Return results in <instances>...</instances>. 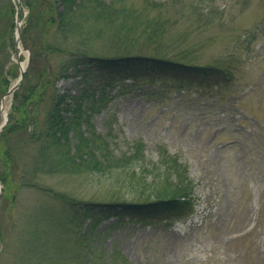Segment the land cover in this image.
Instances as JSON below:
<instances>
[{
  "label": "rangeland",
  "instance_id": "rangeland-1",
  "mask_svg": "<svg viewBox=\"0 0 264 264\" xmlns=\"http://www.w3.org/2000/svg\"><path fill=\"white\" fill-rule=\"evenodd\" d=\"M24 1L0 0V123L11 111L9 89L30 59V49L21 39L29 16ZM143 1L126 3L140 10ZM157 1L185 6L182 13L170 8L176 22L168 25L164 43L170 46L162 51L222 67L231 75L230 83L218 94L194 87L188 93H170L162 101L140 94L115 95L93 118L112 152L124 157L123 162L119 159L121 167L104 173L34 174V150L23 139L28 133L19 134L23 142L14 137L11 146L21 163L3 167L9 173L29 168L27 179L33 177L35 183H13L6 189L0 180V264H107L114 248L120 251L119 262L126 264H264V0H216L217 8L213 0ZM115 30L90 17L83 46L89 53L104 55L128 49L155 51L142 40L117 38ZM252 30L256 35L247 40ZM24 40L30 43L26 34ZM126 40L135 44H122ZM75 84L74 78L62 77L57 87L64 90ZM137 142L143 144L142 151H136ZM160 145L187 163L196 184L187 216L170 226H114L105 221L98 227L99 237L88 243L80 239L79 227L70 224L64 231L51 223L66 212L62 199L48 189L102 201H142L163 192L165 180L153 166ZM44 226L53 234L43 242L34 231ZM40 244L49 247L46 253L39 252Z\"/></svg>",
  "mask_w": 264,
  "mask_h": 264
},
{
  "label": "trees",
  "instance_id": "trees-1",
  "mask_svg": "<svg viewBox=\"0 0 264 264\" xmlns=\"http://www.w3.org/2000/svg\"><path fill=\"white\" fill-rule=\"evenodd\" d=\"M24 2L29 16L21 39L30 49V59L19 86L13 91L8 120L0 130V180L6 189L13 183H35L33 177L27 179L29 168H17L9 173L3 167L11 162L12 168L15 162H20L11 146V140L17 135L23 142L20 133H28L23 139L34 150L31 160L34 174L85 170L104 173L121 167L119 159L122 161L124 157L119 158L112 152L107 138L97 132L93 118L115 95L140 94L162 101L170 93H188L194 87H208L218 94V90L231 81V75L222 67L192 63L162 51L170 46L164 43L168 25L176 22L170 8L173 6L175 13L185 9L176 1L144 0L140 10L127 5L126 0ZM216 3L213 0L217 8ZM196 7L200 8L193 4V8ZM90 17L116 27L117 38L128 36L137 43L142 40L154 46L155 51L128 49L109 55L89 53L83 44L85 23ZM24 34L30 43L24 40ZM255 35L256 31L252 30L246 38L249 40ZM131 41L122 44L134 45ZM62 77L74 78L76 84L61 90L57 82ZM29 128L31 132L27 131ZM143 147L142 143H136V151H142ZM158 154L153 166L160 170L158 177L165 180L163 192L142 201H102L75 199L48 189L51 195L62 199L66 212L58 222L57 219L51 223L64 231L70 224L79 227L80 239L88 243L99 237L98 227L105 221H111L114 226L125 223L170 226L187 216L194 205L196 186L188 165L169 153L164 145L158 147ZM6 189L3 196L8 193ZM34 232L43 242L49 241L46 238H52L53 234L47 226ZM37 246H41V253L49 249L46 245ZM112 251L107 264H126L119 262L118 249Z\"/></svg>",
  "mask_w": 264,
  "mask_h": 264
},
{
  "label": "water",
  "instance_id": "water-1",
  "mask_svg": "<svg viewBox=\"0 0 264 264\" xmlns=\"http://www.w3.org/2000/svg\"><path fill=\"white\" fill-rule=\"evenodd\" d=\"M19 2L21 3V0H19ZM19 41H20L19 40V37H17V42L19 43ZM23 71H24V69L22 68V70H21V77L19 78V80L14 85H12V87H10L9 93L12 92V91H14L18 87V85H19V83H20V81L22 79ZM6 121H7V117L5 116L3 123L0 125V129L6 123ZM2 189H3V185L0 183V192H2Z\"/></svg>",
  "mask_w": 264,
  "mask_h": 264
}]
</instances>
